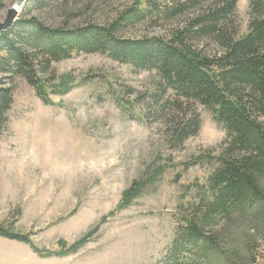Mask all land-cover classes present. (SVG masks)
Wrapping results in <instances>:
<instances>
[{
  "label": "rangeland",
  "instance_id": "374dc122",
  "mask_svg": "<svg viewBox=\"0 0 264 264\" xmlns=\"http://www.w3.org/2000/svg\"><path fill=\"white\" fill-rule=\"evenodd\" d=\"M15 1L0 0V23ZM145 1L95 0L88 10L79 6L83 15L70 26L87 20L107 24ZM158 2L171 8L187 0ZM210 6L149 16L119 34L169 39ZM251 18L250 0H239L223 24L224 35L245 34ZM221 34H195L191 44L213 57L223 51ZM48 74L64 77L70 86L51 94L53 104L47 105L16 77L13 108L0 133V227L31 241L0 236V264H159L173 243L181 206L189 201L184 188L213 170L225 129L196 101L156 114L151 94L158 74L106 55L75 54L53 63ZM111 91L135 109L124 113ZM195 115L200 129L175 143L178 122ZM136 182L143 183L140 194L124 205Z\"/></svg>",
  "mask_w": 264,
  "mask_h": 264
},
{
  "label": "trees",
  "instance_id": "16d2710c",
  "mask_svg": "<svg viewBox=\"0 0 264 264\" xmlns=\"http://www.w3.org/2000/svg\"><path fill=\"white\" fill-rule=\"evenodd\" d=\"M94 1L26 0L13 27L0 34V76L4 78L0 79V133L13 108L16 77L24 78L51 105L50 95L62 94L70 85L64 77L59 81V76L48 74L50 68L75 54L97 53L139 70L155 71L158 81L151 100L156 114L196 101L211 109L227 133L213 170L184 188L189 201L185 208L181 206L173 243L159 264H264V0H250L247 32L229 36L222 27L239 0H187L171 8L147 0L144 7L130 8L110 23L87 20L70 26L82 17L80 7L88 10ZM206 2L213 6L169 39L119 34L149 16L177 15ZM195 34H221L222 53L210 57L197 51L191 44ZM114 98L124 113L135 109L128 99ZM200 126L198 115L181 120L174 142L183 143ZM142 186L134 183L123 204L137 197ZM0 236L31 244L27 235L1 227Z\"/></svg>",
  "mask_w": 264,
  "mask_h": 264
},
{
  "label": "water",
  "instance_id": "95a60500",
  "mask_svg": "<svg viewBox=\"0 0 264 264\" xmlns=\"http://www.w3.org/2000/svg\"><path fill=\"white\" fill-rule=\"evenodd\" d=\"M26 0H16L14 2L13 8L8 10L6 19L0 23V34L13 27L16 20L18 19L19 13L22 10V7L24 5Z\"/></svg>",
  "mask_w": 264,
  "mask_h": 264
}]
</instances>
